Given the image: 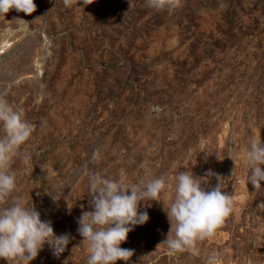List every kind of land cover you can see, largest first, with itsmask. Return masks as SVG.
<instances>
[{
  "label": "rangeland",
  "instance_id": "1",
  "mask_svg": "<svg viewBox=\"0 0 264 264\" xmlns=\"http://www.w3.org/2000/svg\"><path fill=\"white\" fill-rule=\"evenodd\" d=\"M35 3L31 15H0V97L33 127L13 195L70 242L59 257L45 244L31 264H86L77 220L91 210L85 172L96 170L166 180L121 244L134 255L116 264H205L212 251L222 264H264V182L256 190L246 164L251 140L264 143V0H183L174 13L145 0ZM187 170L205 190L221 177L233 211L194 251L172 253L161 244L167 178Z\"/></svg>",
  "mask_w": 264,
  "mask_h": 264
},
{
  "label": "clouds",
  "instance_id": "2",
  "mask_svg": "<svg viewBox=\"0 0 264 264\" xmlns=\"http://www.w3.org/2000/svg\"><path fill=\"white\" fill-rule=\"evenodd\" d=\"M76 2L64 0L65 6ZM79 3L86 6L93 0H79ZM145 4L156 11L174 13L182 7L183 0H145ZM12 9L31 15L37 5L35 0H0V15ZM32 132L33 127L25 119L23 110L0 97V259L7 260L8 264H31L45 244L59 257L70 242L69 234L56 235L51 221H42L35 207H27L23 197L13 195L17 188V171L13 165L17 160L29 165L32 157L24 146ZM92 159H100L99 150L93 153ZM246 164L250 168L249 181L256 190L262 189L264 143L255 138L251 140ZM85 175L91 210H82L77 231L87 246L86 264L130 261L133 250L122 248L121 244L128 240L135 226L148 222V212L140 211L141 202L160 201V194L166 189L165 178L146 176L133 184L128 182L123 171L118 178H109L104 170L86 171ZM220 178L217 176L218 184L211 190H205L202 184L206 181L202 182L189 170L167 178V190L171 191L174 184L175 194L171 203L167 207L164 205L170 230L161 244H166L170 252L194 251L197 242L212 238L231 214L232 197L222 190ZM72 207L73 203L68 202L69 212ZM80 207L83 209V205ZM205 264H222L221 255L212 251Z\"/></svg>",
  "mask_w": 264,
  "mask_h": 264
}]
</instances>
